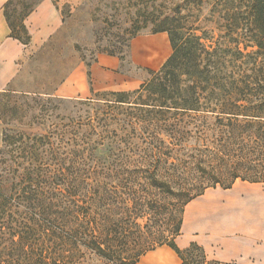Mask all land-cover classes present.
I'll use <instances>...</instances> for the list:
<instances>
[{"label":"rangeland","instance_id":"rangeland-1","mask_svg":"<svg viewBox=\"0 0 264 264\" xmlns=\"http://www.w3.org/2000/svg\"><path fill=\"white\" fill-rule=\"evenodd\" d=\"M53 2L61 11L62 26L29 56L9 88L10 93L0 91V149L3 148L5 130L8 133L24 132V139H32L31 146H34L27 149L32 154L15 146L6 149L8 153L0 154V159L6 161L0 162V184L11 186L10 193L23 187L17 186L20 178H15L25 172L22 166L30 167L32 181L29 182L34 184L51 176L60 178L63 174L77 175L83 183L81 186H84L88 177L97 181L103 179L102 172L149 169L169 173L174 168L171 164L177 162L174 159L177 146L168 132L160 134L158 130L164 126L171 132L179 123L181 133L178 135L183 144L176 157L180 162L179 168L187 175L193 168L192 162H204L207 148L215 147L223 139L216 116L209 114L206 120L198 117L201 114H177L176 109L143 104L155 103L153 99L163 91V79L155 73L162 64L152 61L148 65H139L131 60L133 36L152 33L154 24L165 15L173 17L170 23L183 37L192 35L199 38L200 46L193 56L195 61H200V68L204 71L202 75L207 78L201 83L205 92L215 88L224 92L233 90L235 94L242 91L258 94L254 98L247 96L250 100L236 104L257 110L264 116V39L259 41L262 47L255 41L259 36L255 35L252 17L248 14L253 0ZM23 13V2L16 1L11 14L17 20ZM262 31L260 35L264 36ZM149 45H146L148 53L155 50L151 48L149 51ZM101 53L123 57L121 69L141 79L142 83L121 96L115 91H93L88 97L60 95L59 87L69 81L74 70L80 65H91ZM140 57L142 59L138 60L147 64L144 61L147 58ZM181 78L186 77L182 75ZM64 88L63 93L71 92ZM121 98L129 102L116 101ZM261 123H264V118L252 123L256 127L245 128L247 134L263 136L264 124ZM157 148L165 152L163 157ZM13 154H17L19 163L13 161ZM23 154L26 157H20ZM197 166L200 165H194ZM64 177L57 182L64 181ZM113 178L106 179L109 185H115ZM240 186H249V189L256 186L264 193V182L239 178L228 189L221 186L208 188L189 202L185 211L193 201L213 190L226 191ZM255 204L261 207L258 200ZM13 221L8 213L0 216V224L13 226ZM181 234L187 232L182 229ZM90 264L102 263L93 261Z\"/></svg>","mask_w":264,"mask_h":264},{"label":"trees","instance_id":"trees-1","mask_svg":"<svg viewBox=\"0 0 264 264\" xmlns=\"http://www.w3.org/2000/svg\"><path fill=\"white\" fill-rule=\"evenodd\" d=\"M16 1L23 2L24 10L17 20L11 14ZM253 1L248 14L252 17L255 35L259 36L255 41L262 47L259 41L264 39L260 35L264 30V0ZM39 2L8 0L4 5L10 35L23 44L31 40L24 20ZM170 21L173 17L165 15L152 30V33L167 32L173 49L155 72L163 79L164 88L159 91L160 96L153 99L155 103L143 104L176 109L177 114H201L198 117L206 120L207 115H214L221 126L222 141L207 148L204 162H192L193 168L187 175L179 168L180 162L176 158L183 145L178 135L180 123L171 132L164 126L158 130L160 134L168 132L177 146L174 148L177 162L171 164L174 168L169 173L149 169L102 172L103 179L97 181L88 177L84 186L77 175L63 174L60 178L51 176L34 184L29 182L30 167L20 165L25 172L15 178H20L17 186H23L22 189L10 193L11 186L0 184V216L8 213L14 220L13 226L0 224V264H90L93 261L137 264L147 253L164 245L176 252L181 264H221L210 259L196 241L186 248L177 245L185 207L208 188L221 186L228 189L239 178L264 182V172H261L264 171V135L253 137L254 134H247L245 129L256 127L252 123L264 116L257 110L237 106L239 101L250 100L247 96L251 93L235 94L233 90L224 92L215 88L205 92L201 83L207 78L202 75L200 61H195L193 56L200 46L199 38L183 37ZM119 57L123 61V57ZM182 75L186 78H181ZM185 81L189 83L185 84ZM142 87L145 89L146 85ZM4 93H10V89ZM115 93L121 96L126 92ZM252 96L258 97V94ZM116 101L129 102L124 98ZM229 105L232 108H228ZM25 135L24 132L8 133L5 130L0 154H5L12 146L32 154L27 149L34 148L31 146L33 140H25ZM157 150L163 157L162 148ZM12 156L13 161L19 163L17 154ZM0 162L6 161L1 158ZM62 177L64 181L57 182ZM112 177L115 185H109L106 180Z\"/></svg>","mask_w":264,"mask_h":264},{"label":"crops","instance_id":"crops-1","mask_svg":"<svg viewBox=\"0 0 264 264\" xmlns=\"http://www.w3.org/2000/svg\"><path fill=\"white\" fill-rule=\"evenodd\" d=\"M7 2L0 0V91L13 85L29 56L63 24L61 11L53 0H42L25 20L32 41L29 45L23 44L10 35L11 29L4 14ZM138 36L133 38L130 46L134 64L148 65L138 60L142 56L149 59H144L147 63L162 58L159 64L163 65L172 54L167 32ZM151 43L157 44L156 56L146 51V45ZM122 63L117 55L101 53L90 66L77 67L69 81L59 87V93L69 97H88L93 91L135 89L142 83L141 79L124 72ZM64 87L71 92L63 93ZM247 191L250 193L245 194ZM257 200L261 207L255 204ZM182 229L187 234L177 237L180 248L196 241L210 259L221 264H264V193L256 186L213 190L189 205ZM137 264H181V259L171 247L164 245L147 253Z\"/></svg>","mask_w":264,"mask_h":264},{"label":"bare ground","instance_id":"bare-ground-1","mask_svg":"<svg viewBox=\"0 0 264 264\" xmlns=\"http://www.w3.org/2000/svg\"><path fill=\"white\" fill-rule=\"evenodd\" d=\"M153 43V42H152ZM151 43V46L149 45L148 46V48H149V51H151V48H153V49H156L157 48V44H152ZM138 51V50H137ZM151 53V55L152 56H156L155 55V53H156V50H154V52H150ZM142 59V58H141ZM144 59V58H143ZM147 60H149V59H147ZM161 60H162V58H157V61H155V62H157V63H160L161 62ZM152 61V60H151ZM147 64H150L149 62L147 63ZM156 64V63H155ZM158 65V64H157Z\"/></svg>","mask_w":264,"mask_h":264}]
</instances>
